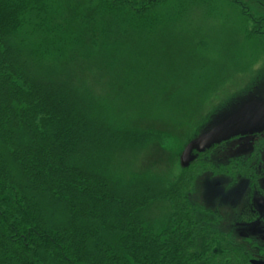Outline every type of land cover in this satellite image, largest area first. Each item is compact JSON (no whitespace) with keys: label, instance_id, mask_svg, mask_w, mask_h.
Instances as JSON below:
<instances>
[{"label":"trees","instance_id":"16d2710c","mask_svg":"<svg viewBox=\"0 0 264 264\" xmlns=\"http://www.w3.org/2000/svg\"><path fill=\"white\" fill-rule=\"evenodd\" d=\"M158 2L0 0V264H263L264 245L235 247L188 203L192 170L159 190L72 161L119 137L162 140L116 131L68 85L32 73L57 69L66 51L110 58L111 38L139 34ZM164 197L171 212L156 229L141 212Z\"/></svg>","mask_w":264,"mask_h":264},{"label":"rangeland","instance_id":"374dc122","mask_svg":"<svg viewBox=\"0 0 264 264\" xmlns=\"http://www.w3.org/2000/svg\"><path fill=\"white\" fill-rule=\"evenodd\" d=\"M143 24L111 38L110 58L71 61L66 51L57 69L32 70L68 85L116 131L162 140L143 148L119 137L72 161L159 190L157 180L192 170L186 198L211 229L235 247L264 245V0H161ZM150 204L141 215L157 229L169 201Z\"/></svg>","mask_w":264,"mask_h":264},{"label":"bare ground","instance_id":"6f19581e","mask_svg":"<svg viewBox=\"0 0 264 264\" xmlns=\"http://www.w3.org/2000/svg\"><path fill=\"white\" fill-rule=\"evenodd\" d=\"M259 241H260V243H261L262 240H259Z\"/></svg>","mask_w":264,"mask_h":264},{"label":"flooded vegetation","instance_id":"af4514ba","mask_svg":"<svg viewBox=\"0 0 264 264\" xmlns=\"http://www.w3.org/2000/svg\"><path fill=\"white\" fill-rule=\"evenodd\" d=\"M261 246V245H260ZM263 264H264V262H263Z\"/></svg>","mask_w":264,"mask_h":264}]
</instances>
